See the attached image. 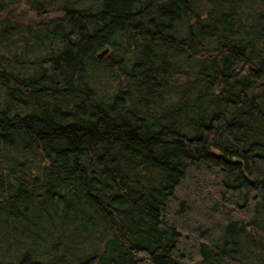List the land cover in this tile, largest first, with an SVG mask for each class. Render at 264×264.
I'll return each instance as SVG.
<instances>
[{"label": "trees", "instance_id": "16d2710c", "mask_svg": "<svg viewBox=\"0 0 264 264\" xmlns=\"http://www.w3.org/2000/svg\"><path fill=\"white\" fill-rule=\"evenodd\" d=\"M0 264H264V0H0Z\"/></svg>", "mask_w": 264, "mask_h": 264}, {"label": "rangeland", "instance_id": "374dc122", "mask_svg": "<svg viewBox=\"0 0 264 264\" xmlns=\"http://www.w3.org/2000/svg\"><path fill=\"white\" fill-rule=\"evenodd\" d=\"M99 50H100V48L97 49L96 52ZM108 50L110 52L109 48H108ZM105 55H106V53L103 54V56H105ZM113 73H115V70H113L111 73L107 72V71H101V76H99V80H98V82H96V85L98 86L99 89H101V91L113 92L115 90V87L118 84V78Z\"/></svg>", "mask_w": 264, "mask_h": 264}, {"label": "water", "instance_id": "95a60500", "mask_svg": "<svg viewBox=\"0 0 264 264\" xmlns=\"http://www.w3.org/2000/svg\"><path fill=\"white\" fill-rule=\"evenodd\" d=\"M107 49V46L100 48L99 51L95 52L96 57H101L107 51Z\"/></svg>", "mask_w": 264, "mask_h": 264}]
</instances>
